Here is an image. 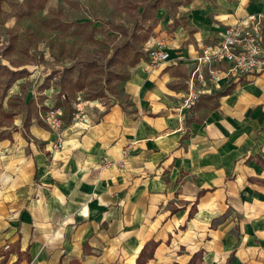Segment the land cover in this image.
Returning a JSON list of instances; mask_svg holds the SVG:
<instances>
[{"label":"crops","instance_id":"1","mask_svg":"<svg viewBox=\"0 0 264 264\" xmlns=\"http://www.w3.org/2000/svg\"><path fill=\"white\" fill-rule=\"evenodd\" d=\"M216 1L152 35L173 60L135 67L130 104L67 124L63 147L36 121L0 138V264H264V72L207 90L200 116L181 73L264 0ZM125 148L124 168L103 166Z\"/></svg>","mask_w":264,"mask_h":264},{"label":"rangeland","instance_id":"2","mask_svg":"<svg viewBox=\"0 0 264 264\" xmlns=\"http://www.w3.org/2000/svg\"><path fill=\"white\" fill-rule=\"evenodd\" d=\"M44 3L0 0V138L25 134L35 121L57 134L47 114L58 108L65 129L99 115V108L130 104L125 81L135 67L150 63L148 50L157 39L152 35H168L178 25L191 31V10L185 8L192 3L219 5L214 0H49L46 8ZM146 7L152 18L144 21L140 13ZM184 47L173 49L174 59L196 54ZM181 73L186 81L189 75L194 79L193 69ZM207 90H213L211 84L203 86L196 75L189 94L199 116L216 104Z\"/></svg>","mask_w":264,"mask_h":264},{"label":"built area","instance_id":"3","mask_svg":"<svg viewBox=\"0 0 264 264\" xmlns=\"http://www.w3.org/2000/svg\"><path fill=\"white\" fill-rule=\"evenodd\" d=\"M150 65H158L170 60L171 52L163 39H157L148 50ZM264 72V11L247 13L235 22L225 25L213 42L204 46L197 53L193 77L198 75L203 86L221 88L223 83L241 80L242 78ZM193 97V96H192ZM48 121L58 132L56 147H63L64 126L59 118L62 108L49 112ZM123 159L115 162L105 159L103 166L116 165L124 168L128 148L122 150ZM6 248L10 244L5 245ZM28 264H33L30 261ZM91 264H97L92 262Z\"/></svg>","mask_w":264,"mask_h":264},{"label":"trees","instance_id":"4","mask_svg":"<svg viewBox=\"0 0 264 264\" xmlns=\"http://www.w3.org/2000/svg\"><path fill=\"white\" fill-rule=\"evenodd\" d=\"M154 5V7H157V5H156V3H154L153 4ZM44 6V5H43ZM149 8H145L144 10H143V12H142V16H143V18L144 19H147V18H150L151 16L148 14L149 13ZM229 90L227 89V90H225V91H223V92H217L215 95L217 96V95H219L220 93H227ZM27 134H28V132H26L25 134H24V136H27ZM150 254H152L151 252H150ZM142 255H143V253H141L140 255H139V257H138V260H137V264H144L145 263V261L142 259ZM196 262H197V259H196V256H194L188 263H186V264H196Z\"/></svg>","mask_w":264,"mask_h":264}]
</instances>
